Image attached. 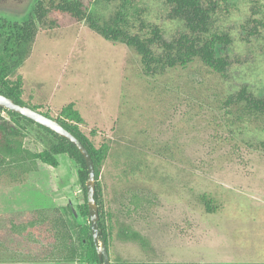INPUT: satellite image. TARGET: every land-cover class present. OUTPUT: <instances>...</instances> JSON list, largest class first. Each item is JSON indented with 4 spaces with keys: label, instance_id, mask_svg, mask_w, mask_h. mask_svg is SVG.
Segmentation results:
<instances>
[{
    "label": "rangeland",
    "instance_id": "1",
    "mask_svg": "<svg viewBox=\"0 0 264 264\" xmlns=\"http://www.w3.org/2000/svg\"><path fill=\"white\" fill-rule=\"evenodd\" d=\"M59 1H42L48 13L32 17L30 42L18 41L21 24L5 28L0 67L20 82L25 104L55 118L74 102L84 134L108 145L99 182L111 264H264V115L227 102L242 87L264 96V0H227L213 16L211 33L231 39L217 44L230 61L224 74L196 58L156 75L144 73L132 47L51 6ZM79 1L100 23L122 9L132 33L149 36L157 25L172 40L187 32L165 0ZM14 121L27 148L46 149L43 128ZM57 157V167L39 161L23 182L0 178V264L51 255L48 222L27 221L59 213L74 235L89 234L79 167ZM56 255L40 261L71 264Z\"/></svg>",
    "mask_w": 264,
    "mask_h": 264
},
{
    "label": "trees",
    "instance_id": "2",
    "mask_svg": "<svg viewBox=\"0 0 264 264\" xmlns=\"http://www.w3.org/2000/svg\"><path fill=\"white\" fill-rule=\"evenodd\" d=\"M109 1V0H108ZM125 2L127 0H124ZM227 0H165L169 7L168 16L171 19L183 22L187 32L181 33L178 37L168 40L164 37L162 30L157 25L150 27V35L143 36L139 33L130 32L128 20L122 9L102 23L88 13L79 0H61L58 3L52 2L51 6L62 13L69 14L76 21L86 20L94 31L107 40L120 41L132 47L140 56L143 71L146 75H156L167 69L178 66H186L196 58L218 73L224 74L230 65L225 56L217 53V44L231 43L229 35L225 33H211L213 16L218 12L221 5ZM123 9L125 5L123 4ZM48 9L40 3L36 9V17L43 20ZM36 32V25L33 20L21 28L17 37L20 44L30 42ZM9 69L6 65L0 67V92L14 99L21 105H27L20 97V82H10L7 79ZM229 105H242L251 113L264 115V96L257 97L242 87L236 97L231 96L227 101ZM38 110L37 106H30ZM4 111L8 118L0 117V178L8 176L15 182H23L26 176L39 169V161L52 167L59 165L58 155L68 154L78 165V178L81 183L84 195L83 217L89 218L87 206L86 180L88 177L87 162L79 148L69 139L59 135L55 131L36 123L35 121L0 106V112ZM44 113V112H42ZM50 116L47 113H44ZM51 117V116H50ZM14 118H22L34 123L46 131L41 139L46 149L35 152L24 145V134L16 125ZM66 129L76 135L89 150L96 171V192L95 199L99 206V240L110 246V237L107 225L104 222V209L102 202V186L99 182L100 167L103 159L108 153V145L103 144L95 147L94 143L84 134L80 125L83 117L70 102L61 107L58 116L55 117ZM135 207V205H133ZM136 208V207H135ZM89 224H90V219ZM48 222L46 231L52 236L54 243L50 251L54 259L64 261L85 262L86 260L102 264L103 259L98 256L96 245L93 240L91 225L89 234L78 232L74 235L68 222L62 214L52 216L50 219L31 220L29 225L37 227L39 224ZM41 230V229H40ZM136 236V233H133ZM88 240L89 245L83 242ZM40 256L39 259H50V256ZM38 259V257H36ZM126 264H192V263H162L149 261H130Z\"/></svg>",
    "mask_w": 264,
    "mask_h": 264
},
{
    "label": "water",
    "instance_id": "3",
    "mask_svg": "<svg viewBox=\"0 0 264 264\" xmlns=\"http://www.w3.org/2000/svg\"><path fill=\"white\" fill-rule=\"evenodd\" d=\"M0 106L22 114L23 116L39 123L52 131H55L59 135L69 139L73 142L79 150L84 155L87 168H88V177L85 183L86 186V195H87V206L89 210V219L90 225L92 230V236L94 243L96 245V249L98 252V256L103 259L102 264H111L110 255L107 245L99 240V219H100V212L99 206L95 199V192H96V171L95 165L93 162V158L85 146L83 142L72 132L66 129L59 121L55 118L45 115L44 113L28 106V105H21L14 101V99L8 97L7 95L0 92Z\"/></svg>",
    "mask_w": 264,
    "mask_h": 264
},
{
    "label": "flooded vegetation",
    "instance_id": "4",
    "mask_svg": "<svg viewBox=\"0 0 264 264\" xmlns=\"http://www.w3.org/2000/svg\"><path fill=\"white\" fill-rule=\"evenodd\" d=\"M43 0H0V38L4 30L17 23L25 26L36 15V9ZM51 1V0H49Z\"/></svg>",
    "mask_w": 264,
    "mask_h": 264
},
{
    "label": "crops",
    "instance_id": "5",
    "mask_svg": "<svg viewBox=\"0 0 264 264\" xmlns=\"http://www.w3.org/2000/svg\"><path fill=\"white\" fill-rule=\"evenodd\" d=\"M85 218H87V217H85ZM29 222L30 221H27V223L29 224ZM32 260H28L27 262H22L23 264H54V262H47V263H45V262H42V261H40L41 259H37V258H34V257H32L31 258ZM33 259H35V260H33ZM66 263H71V264H82L81 262H78V261H65Z\"/></svg>",
    "mask_w": 264,
    "mask_h": 264
}]
</instances>
